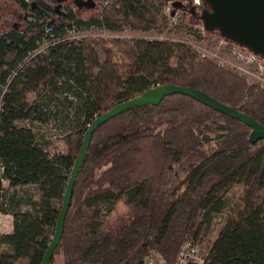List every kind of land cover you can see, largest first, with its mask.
I'll return each instance as SVG.
<instances>
[{
  "label": "trees",
  "instance_id": "obj_1",
  "mask_svg": "<svg viewBox=\"0 0 264 264\" xmlns=\"http://www.w3.org/2000/svg\"><path fill=\"white\" fill-rule=\"evenodd\" d=\"M162 8L161 0H115L97 20L67 22L50 33L37 29L12 45L0 41V98L12 77L0 112V220L14 218L13 233H0V264H42L84 135L115 105L174 84L204 91L264 125V87L203 58L191 44L65 37L91 27L163 32L169 20ZM43 41L50 43L39 50ZM31 93L37 94L33 104ZM59 115L71 127L63 137L67 155H52L51 143L24 124ZM251 131L184 95L101 126L74 186L52 264H144L151 252L176 264L186 241L208 240L236 186L240 192L205 264H264V141L251 144ZM3 181L35 187L40 197L10 196ZM119 202L130 210V221L118 211Z\"/></svg>",
  "mask_w": 264,
  "mask_h": 264
},
{
  "label": "water",
  "instance_id": "obj_2",
  "mask_svg": "<svg viewBox=\"0 0 264 264\" xmlns=\"http://www.w3.org/2000/svg\"><path fill=\"white\" fill-rule=\"evenodd\" d=\"M206 9L198 15L196 8L186 9L182 2L174 3L175 9H186L188 14L203 22L209 33L218 32L221 36L241 47L247 48L264 58V0H202ZM174 95L188 96L211 109L240 121L252 131L251 144L264 141V125L233 107L221 103L204 91L168 84L152 88L141 96L115 105L108 112L98 116L84 135L82 149L75 162L63 200V207L58 217L54 238L45 253L42 264H52V258L63 234L67 214L73 197L74 186L80 175L84 160L88 154L91 140L96 131L112 119L140 107L159 106L167 97Z\"/></svg>",
  "mask_w": 264,
  "mask_h": 264
},
{
  "label": "rangeland",
  "instance_id": "obj_3",
  "mask_svg": "<svg viewBox=\"0 0 264 264\" xmlns=\"http://www.w3.org/2000/svg\"><path fill=\"white\" fill-rule=\"evenodd\" d=\"M161 1H163V8H162L163 12L162 13L166 17V14L164 13V11H165V8L168 7L169 2L171 0H161ZM185 5L187 9H191L192 7H195L198 15H201L202 11L206 9V7L203 4V1L200 2V5H196V3L193 0H189L188 2H185ZM5 10H10V9L7 7L5 8ZM178 23H179V26H177V28H171V25L169 23V27L163 32H159L157 30L136 31L130 28H125L123 31H119V32H112L104 28L91 27V28H85V29L84 28L83 29H73L71 31L66 32L65 37L66 39H70V40H80L84 37H101L107 40L132 39V38H144V39H149V40L172 39L175 41H183V42L191 43L195 46L202 47L203 49H206L210 52H218V54L221 55L222 57L228 58V55L216 46V42H218L221 39L219 37L218 32H213L211 35L207 34L206 35L207 37L205 39H201L199 37L198 38L193 37L191 30H194V28H200L201 26L203 27L202 21L200 20L197 21L196 19H192L188 15L183 14L182 20L178 21ZM49 43H50L49 41H43L39 50L45 49L49 45ZM252 82H255V81H252ZM39 91H46V89L43 87H40ZM36 97H37L36 93H31L28 96L29 104H33ZM51 109H53L52 106H50L48 110H51ZM19 124L21 125L23 123H19ZM24 124H27L28 126H30L34 130V132L36 133L39 139H42L44 141H48L51 143L50 151L52 155H55V154L67 155L68 154L69 150H68V147L63 142V137H65L71 131V127L69 125V122L64 121V119L60 115L57 118L50 119L46 122H39V121L29 122L28 121L27 123H24ZM2 174H3V170L0 165V179L2 177ZM2 185L8 195L10 196L17 195L21 197L24 201H26L28 197L31 195L34 196L36 200H38L40 197V194L37 188L32 187V186L12 188L10 187V184L7 181H3ZM239 192H240V186H236L228 196L227 207L225 211L223 212V214H221L220 216H217V218L215 219V222H214L212 231L208 237V240L202 243L198 242L200 246L202 247L204 253L208 252V249L210 248V246L218 238L221 230L223 229L227 219L230 216V213L234 207V203L238 197ZM57 208H59L58 203H57ZM118 211L126 220L130 221L132 219V214L130 213V210L127 208V206L124 203L119 202ZM57 260L59 262L60 257H58Z\"/></svg>",
  "mask_w": 264,
  "mask_h": 264
},
{
  "label": "flooded vegetation",
  "instance_id": "obj_4",
  "mask_svg": "<svg viewBox=\"0 0 264 264\" xmlns=\"http://www.w3.org/2000/svg\"><path fill=\"white\" fill-rule=\"evenodd\" d=\"M114 2L115 0H0V41L12 45L20 37L32 36L37 29L50 33L67 22L76 25L97 20L101 13L113 7ZM7 7L10 10H5Z\"/></svg>",
  "mask_w": 264,
  "mask_h": 264
},
{
  "label": "built area",
  "instance_id": "obj_5",
  "mask_svg": "<svg viewBox=\"0 0 264 264\" xmlns=\"http://www.w3.org/2000/svg\"><path fill=\"white\" fill-rule=\"evenodd\" d=\"M188 1L189 0H171L168 7L165 8L164 13L169 20L171 28H177V26H179L178 21H181L183 18V14H185L184 9L174 8V3L182 2L186 7L185 2ZM193 1L196 3V5H200V2L202 0ZM194 31L198 32V34L201 36V39H205L207 37L206 35L208 33L205 30L204 26H201L200 28H194ZM193 46L203 58L211 59L219 65L230 69L235 73L246 77L247 79L255 81L254 83H258L261 86H264V58L256 55L247 48L241 47L233 42L221 38L218 42H216V46L228 55V58H224L219 55L218 52H210L206 49H203L202 47L195 45ZM11 80L12 77L8 79L7 85L3 87V95L7 92L8 84ZM3 95L0 98V112L3 106ZM207 258L208 252L204 253L199 243L189 240L182 245L177 255L176 264H205ZM144 264H164V261L159 253L151 252L145 259Z\"/></svg>",
  "mask_w": 264,
  "mask_h": 264
},
{
  "label": "crops",
  "instance_id": "obj_6",
  "mask_svg": "<svg viewBox=\"0 0 264 264\" xmlns=\"http://www.w3.org/2000/svg\"><path fill=\"white\" fill-rule=\"evenodd\" d=\"M14 231V218L11 215H2L0 220V233L12 234Z\"/></svg>",
  "mask_w": 264,
  "mask_h": 264
}]
</instances>
